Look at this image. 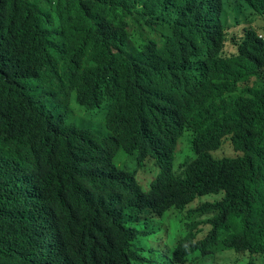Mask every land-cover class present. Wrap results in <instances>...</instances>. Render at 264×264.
<instances>
[{
	"label": "trees",
	"instance_id": "obj_1",
	"mask_svg": "<svg viewBox=\"0 0 264 264\" xmlns=\"http://www.w3.org/2000/svg\"><path fill=\"white\" fill-rule=\"evenodd\" d=\"M263 19L264 0H0V264H64L39 232L44 214L80 215L87 205L67 173L98 179L116 148H139L128 130L115 140L93 131L105 100L126 99L131 121L133 105L174 96L199 113L191 127L230 139L247 164L264 160V44L254 27ZM126 84L125 95L106 88ZM209 159L199 172L206 163L209 173ZM221 165L214 177L241 174ZM85 198L118 240L136 237L126 224L162 211L133 184L110 201ZM213 241L235 244L223 233Z\"/></svg>",
	"mask_w": 264,
	"mask_h": 264
},
{
	"label": "clouds",
	"instance_id": "obj_2",
	"mask_svg": "<svg viewBox=\"0 0 264 264\" xmlns=\"http://www.w3.org/2000/svg\"><path fill=\"white\" fill-rule=\"evenodd\" d=\"M254 27L264 44V19ZM107 63L112 66L110 72L121 68L116 59ZM170 78L177 82L176 74ZM106 88L125 95L129 85ZM143 90H149L145 79ZM126 101L105 100L93 131L115 140L114 131L128 130L139 148L131 153L116 148L110 170L98 179L83 169L67 173L72 191L84 197L87 205L80 215L44 214L39 236L51 239L44 248L64 264H264V160L247 164L230 139L211 141L201 126L191 127L199 121V113L174 96L151 104H130L137 114L131 121L125 114ZM207 154L208 174L206 163L202 172L195 166ZM221 163L231 175L241 174L214 177ZM131 184L144 195L153 193L162 211L144 213L126 224L136 237L118 240L107 231V216L85 197L110 201ZM87 213L96 217L92 225ZM187 224L194 227L189 233ZM217 233L233 236L234 246L217 245L213 241Z\"/></svg>",
	"mask_w": 264,
	"mask_h": 264
},
{
	"label": "rangeland",
	"instance_id": "obj_3",
	"mask_svg": "<svg viewBox=\"0 0 264 264\" xmlns=\"http://www.w3.org/2000/svg\"><path fill=\"white\" fill-rule=\"evenodd\" d=\"M90 118L96 121L99 118V114H91ZM167 227L171 230L174 226L172 224H167Z\"/></svg>",
	"mask_w": 264,
	"mask_h": 264
}]
</instances>
